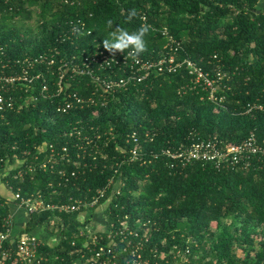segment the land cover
I'll return each mask as SVG.
<instances>
[{"label": "trees", "instance_id": "16d2710c", "mask_svg": "<svg viewBox=\"0 0 264 264\" xmlns=\"http://www.w3.org/2000/svg\"><path fill=\"white\" fill-rule=\"evenodd\" d=\"M260 2L0 0V65L6 66L7 73L21 71L32 62L31 74L44 75V55L50 59L55 51L53 58L60 62L67 55L82 58L104 49L103 40L111 31L106 27L109 19L113 27L129 31L145 23L151 26L146 50L140 53L146 58H158L163 52L162 29L168 28L178 42L177 60L190 58L211 76L220 68L228 70L221 81L220 104L209 101L201 86L183 88L192 84L186 65L173 74H153L131 85L106 106L77 105L66 112L57 111L61 99L41 96L42 79L34 90L32 85L19 84L10 93L21 107L0 111V170L13 167L0 179L15 191L42 193L45 201L61 203L69 202L70 196L92 197L112 176L121 177L122 194L113 197L106 214L109 221L128 214L134 224L139 218L145 222L140 231L150 238L147 247L168 253L173 249L174 254L189 247L183 264H264V156L252 158L248 165L219 168L213 162L177 165L163 153L165 148L175 149L192 130L230 144L254 133L264 148V111H248L254 104L264 105V7ZM133 8L138 15L127 22ZM35 12L37 30L25 28L22 23ZM70 22L85 23V30L62 43L60 35ZM41 57L42 61H34ZM55 70L46 73L49 83L56 79ZM83 79L72 80L67 92L86 95L90 79ZM77 121L98 147L76 148L78 139L70 135V129ZM134 130L140 133L142 157L133 161L128 149L135 143L127 135ZM146 132L152 137L155 133L154 138L145 136ZM44 142L54 144L70 160L58 156L51 168L50 151L38 149ZM90 153L97 159L92 160ZM23 158L26 162L20 165L18 159ZM46 162L48 167L43 166ZM0 200L2 231L11 204L1 194ZM78 215H60L67 223L61 226L57 219L50 221V212L30 214L26 230L47 225L48 220L49 231L61 233L64 240L53 247L41 246L39 256L47 259L40 264H66L61 257L69 252L68 237L81 226ZM172 255L170 264L182 263L181 256ZM4 264L19 263L8 259Z\"/></svg>", "mask_w": 264, "mask_h": 264}, {"label": "built area", "instance_id": "2783aa9c", "mask_svg": "<svg viewBox=\"0 0 264 264\" xmlns=\"http://www.w3.org/2000/svg\"><path fill=\"white\" fill-rule=\"evenodd\" d=\"M67 1V0H66ZM85 23L70 22L67 30H63L60 35V42H64L66 38H71L80 32H84ZM162 35L165 38L163 52L157 57H144L142 55L133 57L129 55L131 49H126L124 53H112L100 49L90 54L78 58L76 55L65 56L60 58V62L56 61L52 54L47 58L44 55L46 69L44 75L42 73L31 74L34 63L29 62L21 71L5 72L6 66L0 65V111L14 110L21 107L17 104L15 97L10 93L16 90L19 84L32 85L35 89L37 80L42 79L43 84L40 94L46 100L61 99V103L57 106L58 112H66L77 105H102L106 106L115 99L120 92L129 89L131 85L142 83L153 74L169 75L177 72V70L186 65L189 74L192 76V84H187L183 88H195L201 86L202 90L207 92V99L211 102L220 104L223 96L219 95L223 78L228 74V70L222 68L216 70L215 76H211L209 72L203 70L195 61L190 58L177 60L176 50L178 42L168 28L162 29ZM57 47L55 48V50ZM41 58H35V62L42 61ZM56 67V79L53 82L46 80V73ZM7 68L13 69L8 64ZM89 78L87 82L88 93L81 94L82 91H68L72 85V80ZM83 79V80H85ZM92 85V86H91ZM28 90V89H27ZM31 100V97L29 98ZM253 108L264 111V105L254 104L248 111ZM114 127L110 126V133L114 134ZM83 126L79 121L72 122L70 135H76L78 141L74 144L80 150H86L87 146L92 148L98 147L94 143L93 138L89 134L83 133ZM152 133L146 132L145 136H151ZM155 135V133H153ZM151 136V139L154 138ZM127 140L134 142V146L128 149L131 154V160H141L142 144L140 133L137 130L127 135ZM39 152L50 151L48 164L54 168L55 163L60 156V160L69 161L70 157L66 154L59 153L54 144L44 142L38 146ZM67 146L63 147V151L67 153ZM163 153L176 161L177 165H187L193 162H213L217 167H235L236 165H248L251 159L262 154L264 156V148L259 143L257 136L252 133L241 143H228L226 140L218 136L204 138L192 130L187 135L185 141L181 142L175 149L165 148ZM83 155V154H82ZM92 156V160H96L97 156ZM81 156V154H79ZM83 155V159H85ZM261 158V157H259ZM4 161V158H1ZM52 161H54L52 163ZM26 159H18V163L23 165ZM47 162L43 164L48 167ZM12 165L0 170L1 179L11 170ZM7 170V173L4 171ZM2 171V173H1ZM22 172H19L21 176ZM123 180L121 177L112 176L106 185L101 186L92 197L70 196L69 202H49L45 201L42 193L31 194L21 192V189L14 190L12 187V197H7L11 205L25 209L29 215L31 213L50 212L52 216L50 221L59 220L61 226L66 225L63 217L64 213L78 212V220L80 223L79 230L71 233L68 237L69 252L65 257H61V262L66 264H170L172 256L176 258L181 256V262L174 264H183L188 261L190 248L186 247L184 252L178 251L174 254L172 249L169 253L160 251L156 247H147L149 237L141 234L146 223L140 218L136 223L132 221L130 215L126 214L123 218L109 221L106 210L109 208L114 196L121 195V186ZM111 189V190H110ZM109 192V193H108ZM6 197V196H4ZM1 201V200H0ZM97 215V218L94 217ZM104 220V224L95 226L93 220ZM47 225L38 227L44 228L48 233L50 240H42L35 231L24 230L21 234L12 237L14 228V213L11 211L5 219V230L0 231V260L4 264L8 259H13L19 264H40L46 257L39 256V249L43 245L55 246L59 245L63 240L61 233H51L49 227L51 223L47 220ZM50 223V224H49ZM11 244V245H9ZM68 259V261L66 260Z\"/></svg>", "mask_w": 264, "mask_h": 264}, {"label": "clouds", "instance_id": "9594fccd", "mask_svg": "<svg viewBox=\"0 0 264 264\" xmlns=\"http://www.w3.org/2000/svg\"><path fill=\"white\" fill-rule=\"evenodd\" d=\"M138 15L135 8L130 9L127 13V22H131ZM106 27L110 29L109 38H104L103 47L108 52L115 55L117 51L124 53L126 49H131L130 56L136 57L146 50V36L151 30L148 24H141L137 29L129 31L125 27H113V21L109 19L106 22ZM90 35V33H89Z\"/></svg>", "mask_w": 264, "mask_h": 264}, {"label": "crops", "instance_id": "0c3cea01", "mask_svg": "<svg viewBox=\"0 0 264 264\" xmlns=\"http://www.w3.org/2000/svg\"><path fill=\"white\" fill-rule=\"evenodd\" d=\"M262 3L263 2L261 0L260 4ZM0 194L6 197H12L11 195L12 190L1 179H0ZM11 211L14 213V228L12 231V237L15 238L26 229V226L30 219V215L25 209L18 208L14 204L11 205ZM34 231L43 241L50 240V242H52V239L49 237L48 233L44 231V228L37 227L36 229H34ZM44 233L47 235L46 239Z\"/></svg>", "mask_w": 264, "mask_h": 264}, {"label": "rangeland", "instance_id": "374dc122", "mask_svg": "<svg viewBox=\"0 0 264 264\" xmlns=\"http://www.w3.org/2000/svg\"><path fill=\"white\" fill-rule=\"evenodd\" d=\"M262 2L264 3V0H262ZM263 3L260 4L261 7H264ZM22 24L24 25L25 28H30V29L37 30V26H38V14L35 12V14H34V16H33L32 19L26 20ZM94 217L97 218V215H94ZM99 223L103 225L104 224V220H101L100 219L99 222L93 220V224L95 226H98ZM44 235H45V239H46L47 235L45 233H44ZM239 253H241V250H239Z\"/></svg>", "mask_w": 264, "mask_h": 264}]
</instances>
